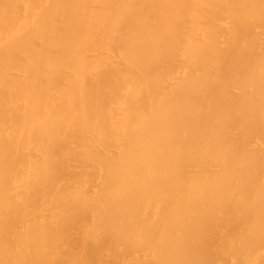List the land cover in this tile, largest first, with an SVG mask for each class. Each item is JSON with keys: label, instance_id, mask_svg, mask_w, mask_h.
I'll return each instance as SVG.
<instances>
[{"label": "bare ground", "instance_id": "bare-ground-1", "mask_svg": "<svg viewBox=\"0 0 264 264\" xmlns=\"http://www.w3.org/2000/svg\"><path fill=\"white\" fill-rule=\"evenodd\" d=\"M0 264H264V0H0Z\"/></svg>", "mask_w": 264, "mask_h": 264}]
</instances>
